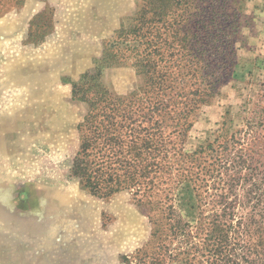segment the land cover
I'll use <instances>...</instances> for the list:
<instances>
[{
	"label": "rangeland",
	"instance_id": "obj_1",
	"mask_svg": "<svg viewBox=\"0 0 264 264\" xmlns=\"http://www.w3.org/2000/svg\"><path fill=\"white\" fill-rule=\"evenodd\" d=\"M185 1L176 0V6ZM216 1L190 0L187 20L209 25L217 20L216 6L220 21L237 14L233 71L196 112L184 149L192 153L219 133L250 128L251 154L261 160L264 0H232L231 8L228 0ZM141 5V0H0V264H127L126 258L134 264H184L181 252L189 245L181 229L167 235L163 226L154 237L131 193L98 197L71 171L87 110L72 98V85L95 68L105 44ZM214 33V27L206 31ZM129 62L102 75L120 95L142 84ZM173 192L176 213L189 224L188 233L198 235L211 209L199 212L190 184L174 185ZM253 203L220 219L233 223V230L260 226L264 209Z\"/></svg>",
	"mask_w": 264,
	"mask_h": 264
},
{
	"label": "trees",
	"instance_id": "obj_2",
	"mask_svg": "<svg viewBox=\"0 0 264 264\" xmlns=\"http://www.w3.org/2000/svg\"><path fill=\"white\" fill-rule=\"evenodd\" d=\"M141 1L139 10L105 44L95 68L72 85V98L83 101L87 110L79 125L81 143L71 171L98 197L131 193L149 217L154 237L163 226L167 235L181 229L189 245L181 252L184 264H260L264 224L233 230V223L220 219L237 206L254 208L253 201L264 209V159L251 154L250 128L219 133L192 153L184 149L196 112L233 71L237 14L228 13L220 21L216 6L217 20L190 24V0L182 9L176 0ZM227 2L231 8L232 0ZM210 27L215 33L206 35ZM128 61L142 84L137 91L120 95L103 82L102 75ZM184 183L195 192L199 212L212 211L204 218L208 220L204 230L194 237L176 213L173 199L174 185ZM126 261L134 264L133 259Z\"/></svg>",
	"mask_w": 264,
	"mask_h": 264
},
{
	"label": "bare ground",
	"instance_id": "obj_3",
	"mask_svg": "<svg viewBox=\"0 0 264 264\" xmlns=\"http://www.w3.org/2000/svg\"><path fill=\"white\" fill-rule=\"evenodd\" d=\"M3 251V250H2Z\"/></svg>",
	"mask_w": 264,
	"mask_h": 264
}]
</instances>
